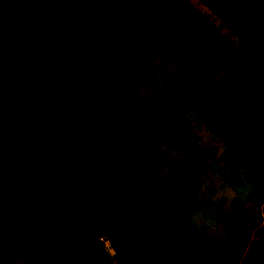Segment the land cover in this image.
<instances>
[{"label": "rangeland", "instance_id": "1", "mask_svg": "<svg viewBox=\"0 0 264 264\" xmlns=\"http://www.w3.org/2000/svg\"><path fill=\"white\" fill-rule=\"evenodd\" d=\"M11 1L0 0V12ZM153 11L176 48L191 59L189 68L198 66L194 82L203 74L229 92L246 83L236 96L234 129L219 137L208 127L216 102L207 100L191 111L178 106L167 54L155 91L137 84L128 69L107 77L92 68L84 82L160 163L145 171L130 156L115 158L116 140L67 95L56 104L48 127L79 167L60 182L22 142L33 117L25 99L17 98L0 117V185L72 264H264V182L226 146L240 147L264 176V140L255 136L264 134V76L250 81L264 70V0H161ZM127 95L151 117L147 128L118 104ZM163 121L178 125L176 143L150 138L149 131ZM177 194L186 198L169 232ZM40 198L75 220L61 221ZM0 261L28 264L1 235Z\"/></svg>", "mask_w": 264, "mask_h": 264}, {"label": "trees", "instance_id": "2", "mask_svg": "<svg viewBox=\"0 0 264 264\" xmlns=\"http://www.w3.org/2000/svg\"><path fill=\"white\" fill-rule=\"evenodd\" d=\"M160 1L12 0L0 12V117L7 115L17 98L25 99L33 120L23 132L22 142L58 181L66 182L79 167L78 159L48 127L56 104L67 95L73 96L116 140L115 158L130 156L145 171L160 163L142 138L84 82L83 77L92 68L107 77L128 69L137 84L155 91L154 79L159 75L162 57L167 54L164 63L177 82L170 85V90L179 107L191 111L207 100L216 102L206 122L219 137L238 123L236 96L244 91L246 83L229 92L203 74L202 80L194 82L192 77L199 71L198 66L189 68L191 59L176 48L171 32L153 11ZM262 76L264 70L259 69L250 81ZM117 102L139 126L147 128L151 117L132 103L130 96L118 98ZM177 127L176 123L163 121L149 131L150 138H171L176 143L180 138ZM255 136L264 140V134ZM226 146L234 160L242 162L264 182L263 174L241 153L240 147ZM27 189L39 195L36 190ZM185 198L180 194L174 197L176 207L169 232L179 222ZM40 200L61 221L75 220L63 217L55 207ZM0 235L7 248L28 264H72L1 185Z\"/></svg>", "mask_w": 264, "mask_h": 264}]
</instances>
